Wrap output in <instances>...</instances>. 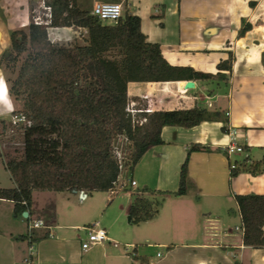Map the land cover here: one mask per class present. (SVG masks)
Listing matches in <instances>:
<instances>
[{"label":"crops","instance_id":"crops-1","mask_svg":"<svg viewBox=\"0 0 264 264\" xmlns=\"http://www.w3.org/2000/svg\"><path fill=\"white\" fill-rule=\"evenodd\" d=\"M36 1L18 0L14 3L18 12L0 6V53L9 46L11 29L27 33L31 3ZM75 1L89 12L103 2L120 3L123 9L127 1L140 18L146 40L157 43L171 65L215 75L217 64L230 53L231 71L220 70L223 80L194 79L189 89L180 86L186 80L127 83L128 102L137 109L198 103L219 116L191 128L162 127L163 143L149 148L131 173L120 172L113 190L98 192L97 197L93 192L81 199L79 192L56 191L65 195H53L48 202L44 194L49 190H34L31 206L23 211L26 215L18 216L13 215V201L0 198V264H264V246L244 245L241 225L229 227L232 217L240 221L235 195L264 194V168L256 174L240 170L230 176L231 165L237 168L242 162L262 161L264 167V0ZM48 36L58 43L85 44L87 32L60 26L49 30ZM4 98L0 112L10 113L13 102L8 95ZM192 143L209 149L190 153L185 194L165 195L153 218L130 224L132 193L143 187L175 191L186 148ZM231 143L242 151L227 153ZM4 170L7 181L0 188H11L14 183L5 164ZM37 219L44 226L33 228L30 236L23 233L22 224L28 228ZM94 223L105 229L108 239L83 250L86 228ZM141 224L145 227H138L140 240L162 250L148 254L137 249L135 236L129 235L132 231L124 230ZM121 236L132 242H121ZM126 244L134 245V257L126 254Z\"/></svg>","mask_w":264,"mask_h":264},{"label":"trees","instance_id":"trees-1","mask_svg":"<svg viewBox=\"0 0 264 264\" xmlns=\"http://www.w3.org/2000/svg\"><path fill=\"white\" fill-rule=\"evenodd\" d=\"M51 8L52 27L77 26L86 29L85 44L62 45L52 41L46 27L28 24L10 32L9 46L0 53V66L18 67L8 92L21 101L19 115L28 124L22 127L20 156L5 161L14 186L0 188V198L13 201V215H21L32 203L34 190L91 193L114 189L119 168L114 146L116 137L129 143L127 170L151 147L163 143L164 126L191 128L219 116L206 106L194 104L174 109L138 111L131 115L126 106L128 82L225 79L221 69L231 71L232 55L217 64L215 75L189 66L171 65L157 43L146 40L140 18L127 1L115 24L99 20L75 0H44ZM248 25L239 30V34ZM192 143L179 169L175 191L143 187L132 193L128 209L130 224L153 218L165 195H183L188 179V160L193 151L208 150ZM262 161L231 168L256 174ZM132 180L130 179V182ZM242 243L264 246V194L235 195ZM22 238V237H20ZM238 264V262H235Z\"/></svg>","mask_w":264,"mask_h":264},{"label":"rangeland","instance_id":"rangeland-1","mask_svg":"<svg viewBox=\"0 0 264 264\" xmlns=\"http://www.w3.org/2000/svg\"><path fill=\"white\" fill-rule=\"evenodd\" d=\"M17 1L18 0H0V6L4 7V5H5L7 8L13 7V11L18 12L19 6L17 4L16 5L14 4V3H17ZM36 7H37L36 2H32L31 3V10H32L31 16L35 13L33 10ZM39 11L40 12L44 11L41 6L39 7ZM31 20H32V18L30 17V21ZM11 30H13V29H11ZM59 43L62 45L73 44L72 42L67 43V44H65L64 42H59ZM23 58H24V54L18 58L16 64L13 67L5 66V64L0 66V77L4 80L7 90L10 89V87L12 85V80L14 79V77L17 73L18 67L21 64ZM8 96H9V99L13 102V108H12L10 113L0 112V184H6V181H7V178H6L7 176H6L5 170H4L5 161L9 157L20 156L21 149H22V127H23V125L27 124V120L25 118H24V120H18V121L16 120V123H14V124L11 122V116H13V118H14V116H16V117L20 116L19 111L21 109V101L15 99V97L11 91L8 92ZM114 146L117 150L118 158L122 162L121 171L126 170L127 169L126 162L128 161L129 152H130L129 143L125 140V138L123 136H118V137H116V139L114 141ZM98 192L99 191L93 192L94 197H97L98 195H100V194H98ZM87 194H90V193L87 192ZM53 195L54 196L57 195L56 197H58V195L62 196L65 194L64 193L59 194V193H56V191H50L49 194H44V196H45L44 199L47 200L48 202H51ZM47 196H49V198H47ZM73 197H76V194H73ZM185 219L187 221L190 220V218L188 216ZM239 224H240L239 219L237 217H235V218L232 217V219L230 220L229 227L233 228L234 225H239ZM143 225L144 224H141V226H127L124 231H132V232H130L129 235L131 236L133 233V235L135 236L134 237L135 242L138 243L137 249L138 250L140 249V252H146V253L150 254L153 251L162 250L161 248H157V245L153 246V244H151L152 247H147L145 245L144 241L140 240L142 230H139L138 227H140V229H142L143 227H145ZM21 227L24 228V230L22 229L23 233H25L27 236L31 235V231H29V229L26 228L24 223L22 224ZM151 229H153L152 226H151ZM135 231H140V232L135 235ZM121 239H122L121 242H126V240H129L128 242H132L131 239H126V236H123V237L121 236ZM120 247H122V246H120Z\"/></svg>","mask_w":264,"mask_h":264},{"label":"built area","instance_id":"built-area-1","mask_svg":"<svg viewBox=\"0 0 264 264\" xmlns=\"http://www.w3.org/2000/svg\"><path fill=\"white\" fill-rule=\"evenodd\" d=\"M37 7L33 10L35 13L31 16L32 22L37 25H42L46 27L47 31L51 30L52 27L50 25L51 23V8L45 4L44 0H37L36 1ZM42 7L44 11L40 12L39 7ZM91 15L96 16L99 20L104 22H109L115 24L117 20L122 17L123 15V9L120 3H113V2H103V3H97L95 4L91 11ZM0 95L3 97H7L8 90L6 88L4 80L0 77ZM126 110L131 114H135L138 111H149V109H137L134 107V104L132 102H128L126 106ZM16 120H24V117L20 115L19 117L11 116V122L14 124L16 123ZM28 124V121H27ZM242 151V147L240 145L231 143L227 145L226 152L227 153H233V152H240ZM119 161V168L122 169V162L118 158ZM233 168L234 165H231ZM79 197L81 199H84L86 197V193L83 191L79 192ZM44 226V222L41 219L33 220L28 223V229L31 231L33 228L42 227ZM238 227H236L237 229ZM240 229L242 231V227L240 226ZM86 238L81 242V249L87 250L92 245H95L97 243H102L107 241V233L105 229L102 227L96 225V223L93 224L91 227L86 228ZM125 252L127 255L134 257L136 255L134 250V245H125ZM160 255V253H157V256Z\"/></svg>","mask_w":264,"mask_h":264},{"label":"water","instance_id":"water-1","mask_svg":"<svg viewBox=\"0 0 264 264\" xmlns=\"http://www.w3.org/2000/svg\"><path fill=\"white\" fill-rule=\"evenodd\" d=\"M181 88L189 89L193 87V81L192 80H186L183 83L180 84ZM24 215H26V212H23Z\"/></svg>","mask_w":264,"mask_h":264},{"label":"bare ground","instance_id":"bare-ground-1","mask_svg":"<svg viewBox=\"0 0 264 264\" xmlns=\"http://www.w3.org/2000/svg\"><path fill=\"white\" fill-rule=\"evenodd\" d=\"M0 100L4 101L5 98L2 95H0Z\"/></svg>","mask_w":264,"mask_h":264}]
</instances>
